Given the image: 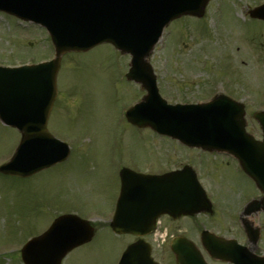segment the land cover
Here are the masks:
<instances>
[{"label":"rangeland","instance_id":"1","mask_svg":"<svg viewBox=\"0 0 264 264\" xmlns=\"http://www.w3.org/2000/svg\"><path fill=\"white\" fill-rule=\"evenodd\" d=\"M259 1L212 0L202 20L173 21L150 57L159 88L169 102L208 100L215 93H226L245 104L247 130L258 138L260 130L252 112L264 108V20L247 17L248 9ZM239 15L247 17L241 20ZM24 23L0 13V64L37 62L51 53L44 30ZM128 60L108 43L62 58L59 95L48 129L63 137L72 152L66 161L27 178L0 175V264H23L19 248L25 240L19 241L43 228L53 215L69 209L97 222L107 218L108 212L97 208L115 198L122 163L151 170V153H206L211 165L219 162L209 152L185 148L127 123L123 111L141 93L136 85L125 87L114 79L119 75L122 79ZM17 142V131L0 123V162L12 154ZM186 159L179 154L162 165L174 168ZM221 171L223 175L208 169V176L216 180L212 188L219 209L210 220L225 224L227 205H232L227 200L233 198L234 188L242 192L241 203L258 190L230 165ZM252 218L261 226L257 252L264 254V215L252 214ZM189 222H179L177 228L189 234L191 224L195 226ZM220 230L227 231L224 226ZM122 241L105 226L91 242L68 253L63 264H115ZM173 262L170 256L167 264Z\"/></svg>","mask_w":264,"mask_h":264},{"label":"water","instance_id":"2","mask_svg":"<svg viewBox=\"0 0 264 264\" xmlns=\"http://www.w3.org/2000/svg\"><path fill=\"white\" fill-rule=\"evenodd\" d=\"M207 2L208 0H0V9L44 25L51 34L56 50V56L51 61L19 67H0V119L6 124L17 126L22 133L15 155L0 166V171L28 176L65 157L67 147L54 142L45 127L56 92V72L64 52L83 51L102 41L111 42L122 52H129L132 59L128 77L141 80L148 90L145 100L134 109H145L150 102L149 95L159 98L145 57L158 39L162 26L169 19L182 14L202 16ZM250 14L264 19V5L250 11ZM184 110L186 114L180 115V119L176 116L174 122L172 115L169 122L165 118L166 113L155 110L151 117L142 116V120L133 117V112L128 118L138 125L150 124L177 137L179 134L190 136L189 133L194 132L195 136L192 135L190 144L236 154L244 170L264 194V111L254 114L263 131L262 141H254L243 132V105L222 95L216 96L211 102L185 107ZM187 117L192 122H188ZM259 209L264 211V196L249 203L245 210L250 213ZM65 218L63 216L56 220L44 236L31 241L22 249V258L26 264H60V259L67 250L90 238L91 229L86 222L78 220L87 227L82 240L75 238L65 246H57L59 242L56 229L67 224ZM76 223L79 224L77 221L73 224ZM111 226L114 230H122L117 228L116 222ZM256 238L252 239L254 243ZM218 246L219 252H215V255L224 253L226 249L227 252L233 250L229 257L218 256L223 259L227 257L235 264H264V258L252 255L245 248L234 244H228L223 249L221 244ZM172 248L180 253L177 256L178 264H203L193 245L186 239L175 240Z\"/></svg>","mask_w":264,"mask_h":264}]
</instances>
